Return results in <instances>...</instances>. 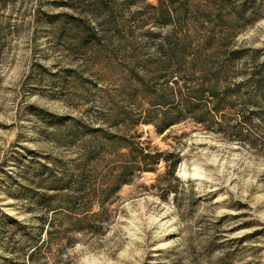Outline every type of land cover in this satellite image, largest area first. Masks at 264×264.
<instances>
[{
  "label": "rangeland",
  "instance_id": "374dc122",
  "mask_svg": "<svg viewBox=\"0 0 264 264\" xmlns=\"http://www.w3.org/2000/svg\"><path fill=\"white\" fill-rule=\"evenodd\" d=\"M0 264H264V0H0Z\"/></svg>",
  "mask_w": 264,
  "mask_h": 264
},
{
  "label": "trees",
  "instance_id": "16d2710c",
  "mask_svg": "<svg viewBox=\"0 0 264 264\" xmlns=\"http://www.w3.org/2000/svg\"><path fill=\"white\" fill-rule=\"evenodd\" d=\"M191 89H194V88H191ZM181 96H182V94H181ZM177 98H178V96H177ZM192 108V107H191ZM210 111L211 112H214V109H212V108H210ZM210 112V113H211ZM173 123H171L170 121L169 122H166L165 123V129H167L169 126H171ZM159 162V158H157V159H155L154 160V163H158ZM153 169V168H152ZM152 169H150V170H152ZM170 173L172 174V173H174V171L173 170H170Z\"/></svg>",
  "mask_w": 264,
  "mask_h": 264
}]
</instances>
